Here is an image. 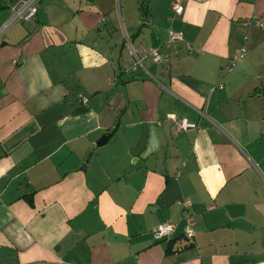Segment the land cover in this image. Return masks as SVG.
<instances>
[{"label":"crops","instance_id":"crops-1","mask_svg":"<svg viewBox=\"0 0 264 264\" xmlns=\"http://www.w3.org/2000/svg\"><path fill=\"white\" fill-rule=\"evenodd\" d=\"M173 1L40 0L1 34L0 264H264V0Z\"/></svg>","mask_w":264,"mask_h":264},{"label":"built area","instance_id":"built-area-1","mask_svg":"<svg viewBox=\"0 0 264 264\" xmlns=\"http://www.w3.org/2000/svg\"><path fill=\"white\" fill-rule=\"evenodd\" d=\"M39 1L40 0H20L17 3L13 4L10 8L11 17L0 26V36L3 31L13 23L28 22L34 20L35 15L37 13V4ZM172 11L177 15H180L183 12L181 0L173 1ZM244 25L246 27H256L260 30H264V22L261 21L258 16H253L251 19L246 21ZM175 40H181V35L170 32V42H173ZM245 54L246 50L244 48L240 49L237 52L236 57L234 58V62H237L242 59ZM147 56L151 57L154 63H161V58L157 49H149L147 51ZM135 57L137 59V62L141 64V61L144 59L143 55L139 58L138 56ZM173 121L176 134L186 133L189 130L197 129L198 127L197 124L190 122L186 118H182L180 120H176L173 118ZM181 205L183 207L184 212V215L181 219L184 223L183 239L185 244L190 245L193 243L195 238L193 217L188 212L191 203L188 200H184L182 201ZM177 228L178 225L176 223H165L159 225L153 231L154 238L156 240L171 241L177 231Z\"/></svg>","mask_w":264,"mask_h":264},{"label":"water","instance_id":"water-1","mask_svg":"<svg viewBox=\"0 0 264 264\" xmlns=\"http://www.w3.org/2000/svg\"><path fill=\"white\" fill-rule=\"evenodd\" d=\"M87 111V109L86 108H81L78 112H77V114H81V113H83V112H86ZM106 141V138L105 137H103L99 142H98V146L99 145H102L104 142Z\"/></svg>","mask_w":264,"mask_h":264},{"label":"rangeland","instance_id":"rangeland-1","mask_svg":"<svg viewBox=\"0 0 264 264\" xmlns=\"http://www.w3.org/2000/svg\"><path fill=\"white\" fill-rule=\"evenodd\" d=\"M7 16V12L6 11H2L0 13V21H3L5 19V17Z\"/></svg>","mask_w":264,"mask_h":264},{"label":"trees","instance_id":"trees-1","mask_svg":"<svg viewBox=\"0 0 264 264\" xmlns=\"http://www.w3.org/2000/svg\"><path fill=\"white\" fill-rule=\"evenodd\" d=\"M27 202L31 203V200L29 198H27Z\"/></svg>","mask_w":264,"mask_h":264}]
</instances>
